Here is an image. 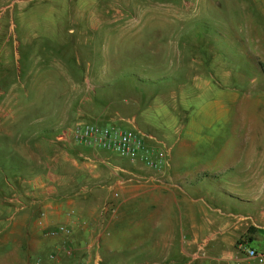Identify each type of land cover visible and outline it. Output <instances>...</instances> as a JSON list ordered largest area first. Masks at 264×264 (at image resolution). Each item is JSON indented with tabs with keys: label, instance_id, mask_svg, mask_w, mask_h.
I'll use <instances>...</instances> for the list:
<instances>
[{
	"label": "rangeland",
	"instance_id": "obj_1",
	"mask_svg": "<svg viewBox=\"0 0 264 264\" xmlns=\"http://www.w3.org/2000/svg\"><path fill=\"white\" fill-rule=\"evenodd\" d=\"M223 70L217 86L210 74ZM217 91L218 118L209 100ZM234 93L263 116L264 6L252 0H0V264H84L96 253L105 257L97 264H137L139 242L165 229L171 205L169 191L146 192L154 185L141 180L171 173L170 146L184 139L189 109L201 119L200 144H230ZM129 121L168 150L161 172L53 140L78 122ZM66 200L78 202L83 228L70 237L37 232L45 202ZM98 238L103 247L88 246ZM68 240L71 256L61 250Z\"/></svg>",
	"mask_w": 264,
	"mask_h": 264
},
{
	"label": "crops",
	"instance_id": "obj_2",
	"mask_svg": "<svg viewBox=\"0 0 264 264\" xmlns=\"http://www.w3.org/2000/svg\"><path fill=\"white\" fill-rule=\"evenodd\" d=\"M252 2L264 6V0ZM210 75L217 86L221 85L222 78L226 83L224 70L215 76ZM234 76L236 78V73ZM240 76L238 81H241ZM209 79L200 80L203 85L210 87ZM199 94L195 96L197 101ZM245 94L247 97L249 93ZM212 95L214 97L209 100L213 104L210 106L218 118L224 114L225 109L222 94L218 92ZM242 98L243 96L236 93L232 95L234 104L239 103L235 114L237 127L236 130H231L233 139L228 145L200 144L201 119L193 115L194 110L191 109L188 110L189 120L184 139L182 134L175 136L172 131L169 135L168 132L164 133L169 138L170 135L171 138L175 136L170 146L171 173L165 179L146 175L141 181L154 185L150 190H145L146 192L155 189L158 192L165 191L160 188L169 191L170 222L164 226L165 229L161 226L156 228L159 231L150 239L145 238L139 242L143 257L136 261L137 264H226L233 255L241 252L238 246H253L252 241L257 243L259 250L264 251V125L259 127L257 124L258 121L263 123L264 112L261 113V118L251 116L246 106H240ZM195 107L196 105L192 109ZM197 111L199 113L200 108ZM130 126L135 125L130 122ZM162 181L169 183V186L158 185ZM115 182H119V179ZM172 183H175L173 187ZM147 197L146 194L143 195V199L146 200ZM208 198L216 199L218 204L211 203ZM14 200L19 203L18 198L15 197ZM51 202H45L41 208L47 209L46 221L52 225L66 222L68 217L65 212L68 210L74 214L79 213L77 201L75 203L73 200H66L58 204ZM181 202L189 207L181 206ZM206 206L209 211L205 215L200 214ZM34 226L37 232H41L36 218ZM212 233L214 237L206 238ZM105 242L98 241L102 247ZM200 246L204 253L198 256L194 248L198 251ZM151 252L156 253L151 257ZM92 256L83 260L84 264H96L95 255ZM96 256V259H105L98 253ZM126 262L130 264L128 260Z\"/></svg>",
	"mask_w": 264,
	"mask_h": 264
},
{
	"label": "built area",
	"instance_id": "obj_3",
	"mask_svg": "<svg viewBox=\"0 0 264 264\" xmlns=\"http://www.w3.org/2000/svg\"><path fill=\"white\" fill-rule=\"evenodd\" d=\"M153 138L135 126L122 128L114 124H98L94 122H78L70 127L60 129L55 133L53 140L60 143L72 142L91 148H103L115 152L128 163L135 164L138 161L151 170L161 172L167 164L168 150L157 143H147V138ZM68 220L63 223L52 225L46 221L47 209L41 208L36 216V224L44 234H64L70 237L74 229H81L84 223L75 214L68 210L65 212ZM88 246L99 247L98 241L94 240ZM240 253L233 255L226 264H264V251L253 246H238ZM62 252L71 256L73 250L70 240L61 248ZM50 258L55 254L51 253ZM94 261L97 264L99 258Z\"/></svg>",
	"mask_w": 264,
	"mask_h": 264
}]
</instances>
